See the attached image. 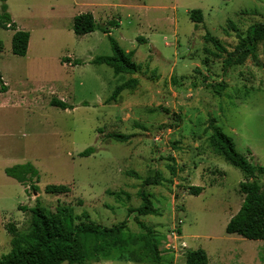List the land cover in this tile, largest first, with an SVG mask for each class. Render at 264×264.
Masks as SVG:
<instances>
[{"label":"rangeland","instance_id":"obj_1","mask_svg":"<svg viewBox=\"0 0 264 264\" xmlns=\"http://www.w3.org/2000/svg\"><path fill=\"white\" fill-rule=\"evenodd\" d=\"M3 2L31 34V48L26 57L12 54V31L0 26V74L11 91L0 94V259L11 249L6 228L13 224L25 235L38 197L47 213L70 208L74 223L127 222L123 241L95 250L88 236L85 264H185L186 251L197 249L208 264H264V241L225 233L242 204L245 173L209 146L213 119L239 153L264 167V42L256 60L223 70L226 53L250 26L264 22V0ZM192 10H201L202 23L190 19ZM83 13L93 15L97 29L76 36L72 17ZM111 21L117 27L110 28ZM103 28L123 51L134 52L137 74L115 75L108 65L92 63L112 55ZM207 32L226 53L205 41ZM131 77L138 85L111 100L114 88ZM32 89L29 104L21 92ZM52 98L71 108L50 106ZM110 133L128 138L118 142ZM90 147L92 154L79 156ZM26 163L38 171L37 193L4 172ZM156 173L160 183L144 186ZM48 185L67 192L46 193ZM190 186L202 191L189 194ZM141 190L158 212L138 217L158 237V263L140 241L136 214L128 213L142 204Z\"/></svg>","mask_w":264,"mask_h":264},{"label":"trees","instance_id":"obj_2","mask_svg":"<svg viewBox=\"0 0 264 264\" xmlns=\"http://www.w3.org/2000/svg\"><path fill=\"white\" fill-rule=\"evenodd\" d=\"M0 26L14 31L11 38V52L16 56H25L30 34L27 31L17 30L7 12V6L3 2L0 6ZM190 19L200 24L203 22L201 10H192L189 13ZM110 28L117 27V22L111 21ZM110 28H103L112 47L111 56H100L92 60L94 64H105L111 67L115 75L128 74L135 75L140 71V67L133 62L134 52L126 53L121 49L116 40L110 35ZM97 29L96 22L91 13H83L73 17L72 30L76 36H84ZM205 41L212 43L216 50L226 53L218 39L205 34ZM260 42H264V22L256 23L250 26L244 37L239 38L238 44L232 52L226 53L223 60V70L226 72L233 65H241L250 57L256 60V49ZM1 45V43H0ZM80 63V61H75ZM138 85V79L131 77L120 85L116 86L109 97L114 100L122 91L132 90ZM211 84L210 87L215 88ZM7 87L0 74V92H6ZM50 106L66 110L71 106L57 98H52ZM211 135L209 137V146L225 161L238 167L245 173V181L239 184V190L243 195L242 204L239 210L230 218L225 227V233L237 235L246 240L264 241V184L257 182L256 176L264 179V167L252 165L246 156L239 153L232 139L228 137L213 119L209 123ZM108 137L118 141L125 142L127 136L123 134L110 133ZM94 152L92 147L79 153V156L85 157ZM7 177H10L24 186H29L32 193H37L38 188L35 183L39 181V175L36 168L29 163L18 164L4 169ZM161 177L158 173L149 176L143 180V185H158ZM45 192L50 194H62L67 192L63 185H48ZM202 187L190 186L188 193L198 195ZM28 193V189H25ZM139 197L142 204L129 209L128 213H135L136 224L140 230V241L143 247L148 251L153 260L160 261L161 251L159 249L158 237L155 231L142 223L138 217L157 215V209L150 200V195L143 190L139 191ZM19 209L25 210L23 207ZM31 219L30 227L25 235H21L15 225L10 224L6 228L11 236V249L7 255L0 259V264H85L87 259L88 236L94 239V249L98 246L104 247L113 242L123 241L128 238L127 222L122 221L112 227H107L93 221L74 223L71 209L66 206L58 205L53 213H47L41 206L38 197L35 198V205L30 208ZM179 233V230H178ZM185 264H208V257L204 250H187L184 255Z\"/></svg>","mask_w":264,"mask_h":264},{"label":"crops","instance_id":"obj_3","mask_svg":"<svg viewBox=\"0 0 264 264\" xmlns=\"http://www.w3.org/2000/svg\"><path fill=\"white\" fill-rule=\"evenodd\" d=\"M72 19H73V17H72ZM12 20V22L16 25V29L17 30H23V31H26L25 30V28L23 27V26H20V24L18 23V22H16V20L15 19H11ZM15 20V21H14ZM12 31V30H11ZM13 33H14V31H12V35H13ZM30 34V33H29ZM12 38V37H11ZM30 48H31V34H30V38H29V43H28V49H27V52H26V55L25 56H20V57H26V56H28V54L30 53ZM1 76H2V80H3V82H4V84L6 85L7 83H6V80L4 79V76L1 74ZM24 86H26V85H24ZM6 87H7V90H6V92H0V94L2 95V96H4V98H6L7 96H9V94H11V91H10V89H9V87H8V85H6ZM37 92V90H23L22 92H21V95H22V99H27V98H29V104L31 103V101H30V96L32 95V94H35ZM10 178V177H9ZM12 179V178H11ZM14 180V179H13ZM0 223L1 224H3V222H2V216H1V212H0ZM252 241V240H251ZM186 248H187V245H186ZM229 262H231V261H229Z\"/></svg>","mask_w":264,"mask_h":264},{"label":"built area","instance_id":"obj_4","mask_svg":"<svg viewBox=\"0 0 264 264\" xmlns=\"http://www.w3.org/2000/svg\"><path fill=\"white\" fill-rule=\"evenodd\" d=\"M178 234H179V233H178ZM183 246H185V244H184Z\"/></svg>","mask_w":264,"mask_h":264}]
</instances>
